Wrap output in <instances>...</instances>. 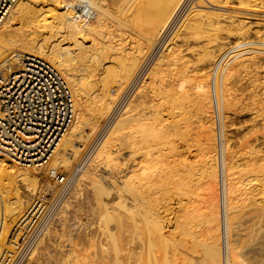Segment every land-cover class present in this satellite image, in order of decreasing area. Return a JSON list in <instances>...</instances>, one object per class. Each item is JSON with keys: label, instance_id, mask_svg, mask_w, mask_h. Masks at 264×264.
<instances>
[{"label": "bare ground", "instance_id": "obj_1", "mask_svg": "<svg viewBox=\"0 0 264 264\" xmlns=\"http://www.w3.org/2000/svg\"><path fill=\"white\" fill-rule=\"evenodd\" d=\"M24 1L19 0L16 3L0 28V60L6 56L7 51H11L7 45L16 48L12 49L13 51L23 52L13 53L8 58L24 53L31 57L46 58L60 69H57L59 72L64 73L60 72L66 76L65 79L80 102L72 130L63 136L46 164L32 168L0 155V176L11 181V184L6 185L11 194L10 199L12 196L17 198V201L5 198L9 205L5 206L10 210L9 201L13 200L11 204L14 206L16 202V209L20 207V210H23L18 225L23 223L35 200L43 196L53 199L58 195L65 183L63 181L61 186L62 181L58 176L66 178L67 175L62 169L71 170L72 155L81 154L87 142L96 132L98 134L105 120L113 118V123L109 124L111 126L109 130L106 129V135L97 143L98 146L90 160L87 163L83 161L85 164L80 169L77 182L72 183L73 186H69L70 190H67L58 219L52 224L49 235L35 248L29 261L35 259V262L41 264H58L60 257L58 255L55 258L57 247L55 249L52 243L54 240L55 245L65 246L68 243L70 246L69 249H64L65 258L60 264H65V259L70 255L75 257L74 264H264V86L259 88L250 82L258 89L247 93L250 85L245 86L240 95L238 91V96L235 89L239 84L235 83L238 87L233 84L234 87L230 88V79L236 78L233 75L250 63L257 65L256 60L259 59L253 56L245 57L247 49L239 50L236 54L238 56L233 59L236 62L231 64L222 85L219 82L216 85V107L208 72L212 67L206 66L215 65L214 59L223 53L222 48L226 46L221 47L222 44L216 41L220 45L212 52L206 47L208 44H191L192 39L198 42L197 37L201 38L202 33L212 25L217 26V29H222L224 24L233 28L235 26L234 19L229 22L227 17L225 19V16H222L221 19L225 22L219 21L217 17L220 19V15L215 17L214 13L212 15L207 12L209 5H222L224 8V5L228 7L233 3V7H230L233 10L242 8L246 9V12L260 11L264 10V0H192L188 10H185V15L181 13L183 17H180L181 20L177 24L175 21L178 12L187 0H134L136 6L134 5L126 17L121 16L122 11L118 13L119 11L112 10L106 0H59L60 7L56 16L73 43L70 45L62 44L64 40L54 41L50 51L44 43L40 44L37 35L34 38H29L26 34V37H20L19 30L12 24L17 21L15 17L27 19L25 17L32 16L29 15L32 13L29 7L31 4ZM130 1L133 0H113V4L122 7L125 3L127 6ZM55 4L56 2L53 5ZM227 7L225 9H228ZM81 12H87V19L82 18ZM111 12L114 15L112 22L106 20ZM174 23L176 26L173 28L175 30L171 39L164 38L168 40L166 55L154 62L155 65L139 86L137 78L142 72L144 59L158 51L159 42L165 41L160 40ZM225 29L224 31L227 30ZM245 34L241 36L244 37ZM72 44L75 47H72ZM249 50L247 52H250ZM191 61L192 64L196 61L198 66V62H202L200 70L196 64L191 68ZM195 69H198L200 74ZM110 77L114 79L113 84L109 83ZM86 78L92 79H89L92 85L87 82L88 89L91 88V94L93 93L90 96L85 94ZM248 81L246 80V83ZM136 84L138 87L135 88L133 100L130 103L126 101L129 104L125 107L120 104L124 109L116 108L121 97ZM240 86L243 87L242 84ZM231 89H234V95ZM189 102L195 106L193 110L198 125L188 129L191 145L188 146L187 156L180 161L164 160V155L158 150L160 148H156L157 152L153 148L168 140L170 130L178 131L180 121L186 123L188 118L186 121L171 120V123L167 120L172 110ZM231 107H239V110L244 108L246 111L249 109L254 115L253 120L250 118V125L254 122L249 126L250 129H241L245 133L241 137L243 140L236 139L238 143H234L236 147L240 145L241 149L237 152L233 151V141L230 142L227 130L225 131L227 121L223 124L224 131L222 125L220 126L218 142L215 127L213 128V120L216 117L212 115L217 112L220 119L221 111L226 118V111L230 113ZM241 112L239 116L243 114ZM164 113L168 114V118ZM243 126L241 128L246 127ZM238 127L233 130L238 131ZM125 149L129 151L124 156L122 152ZM221 167L224 191L221 189L219 194L220 187L222 188L219 171ZM206 188H209L210 192H207L214 206L212 209L208 208L209 213L203 209L206 205ZM83 190L87 192L86 195H83ZM81 195L86 198L81 199ZM222 198L224 207L221 205ZM168 200L173 203L175 201L177 208L179 207L175 210L176 213L174 212V219L168 218L170 208H163L162 211L160 207L162 202L167 203ZM220 208L224 211H220ZM6 222L4 221L3 230L0 231V241L6 240L7 237ZM78 231L82 236L79 241L76 240L80 237L78 235V238L74 239V232L78 234ZM74 234L75 242L82 240L83 247L80 248V243L76 245L71 240ZM64 235L69 241L68 238L66 240L62 237ZM96 238H100V241L97 242ZM62 240L65 244L60 242ZM96 242L101 246H98L100 251L97 253ZM5 251L8 252L0 248V253H6ZM42 258L44 262H40ZM70 258L67 261H72ZM31 261L28 264H31Z\"/></svg>", "mask_w": 264, "mask_h": 264}, {"label": "rangeland", "instance_id": "obj_2", "mask_svg": "<svg viewBox=\"0 0 264 264\" xmlns=\"http://www.w3.org/2000/svg\"><path fill=\"white\" fill-rule=\"evenodd\" d=\"M50 1V0H49ZM56 2V4L58 3V1L59 0H51L50 2H48L47 0H32L31 2H28V0H25L24 2L25 3H30L31 5L29 6L30 7V12L32 11V13L31 14H29V15H32V16H30V17H25V18H27V19H24V17H21V18H19V16L18 17H15V18H17V19H15V20H17V21H14L12 24L13 25H15V28H17V30H19V34L18 33H16V34H18L20 37H26V35H27V37H29V38H34V37H36V35H37V37H38V40L40 41V44L41 43H44L45 45H46V48H47V50H51L52 48V45H54L55 44V42L54 41H63L64 43H62V44H65V43H67V44H70L71 45V42L73 41L72 39V41L71 40H69L70 39V37H69V34L67 33V31L62 27V25H61V23H60V21H59V19L57 18V16H56V14H58L57 12H58V8L60 7V6H58L59 5V3L57 4V7H56V4L55 5H53L55 2ZM108 1H109V3H108ZM106 0L105 2L107 3V5L109 4V6H110V8L112 9V10H114V11H119L118 13H120L121 11V16L122 17H126L129 13H130V11L133 9V7H135L136 5H135V1L133 0V1H130V3H128L127 2V6L124 4L122 7H123V10H122V7L121 6H116V5H114L113 4V0ZM110 1H112V3L110 2ZM125 1H127V0H125ZM129 1V0H128ZM189 1H191L190 3H189ZM193 1L192 0H187V1H185V3L183 4V7H181V9L179 10V12H178V17L176 18L177 19V21H175V23L177 24L180 20H181V18L185 15V12L188 10V8H189V6L191 5V3H192ZM24 3V4H25ZM52 4V5H50V4ZM122 4H123V1L121 2ZM121 4V5H122ZM233 3H230V6L228 5V7L227 6H225L224 5V8H222L223 6L222 5H218V7H213V6H210L209 4V7H208V9H206V11L207 12H211L210 14H212V13H214V14H212V15H214L215 17H217V16H219L220 15V19H219V17H217V19L220 21V20H222L221 19V17L222 16H225V19H226V17H227V19L229 20V22H230V19H234L235 20V22L236 23H238V24H236L235 23V26L236 27H238V28H235V26H234V28L232 27V26H228V25H226V24H224V26H223V28L221 29V28H219L218 27V29H217V26H215L216 27V29H214L215 27H213L214 25H212L211 27H213V29L211 28V27H208V29L205 31L206 33H207V35H206V33L204 32V33H202V35H201V38H200V36H198L197 38H199V40H198V42L197 41H194V39H192L191 40V44L192 45H195V46H197L199 43L201 44V46L203 45L204 46V44L206 45V44H210V42H211V44L208 46V45H206V47L207 48H209L210 49V51L212 50V52L214 51H216L218 48L216 47V46H218V45H220L219 43H221L222 44V46L221 47H224V46H226V47H224V48H222V52L223 53H221V55H219L218 57L216 56V58L217 59H214V61H215V65H208L207 64V68L209 67V66H211L212 68H210V70L208 69V72H209V75H210V82H211V86H213L212 87V90L213 89H215L216 88V85L218 84V82L222 85V83H223V81H224V79H225V75L227 74V72H228V69L230 68V66H232L235 62H236V60H233V59H235V57H237L238 55H236V54H238L240 51L239 50H246V56L245 57H255V58H257V59H259V60H256L257 61V63L259 64V63H261V64H257V65H255V64H252V63H250V64H248L247 65V67L245 68V69H243V70H240V71H238V72H236L233 76H235L236 78H234V80H233V77L230 79V86H232L233 84H234V86H236V87H238V88H236L235 90H237L236 91V93H237V96H238V93H239V95L242 93V90L245 88V86L247 87V86H251L253 83L255 84V85H258V87L260 88V87H263L264 86V55H262V54H264V10H258V11H251V10H247V12L245 11L246 9H239V10H237V9H231L230 7H233V5H232ZM112 5V6H111ZM118 5H120V4H118ZM135 5V6H134ZM187 5V6H186ZM113 6L115 7V8H113ZM54 7V8H53ZM120 7V8H119ZM125 7H126V9H125ZM225 7H227L228 9H225ZM49 8V9H48ZM218 8V9H217ZM187 9V10H186ZM215 9V10H214ZM183 10H184V12H183ZM186 10V11H185ZM197 10H201V9H197ZM221 10V11H220ZM242 10V11H241ZM36 11V12H35ZM44 11V12H43ZM56 11V12H55ZM223 11V12H222ZM229 11V12H228ZM40 12V13H39ZM35 13V14H34ZM183 14V16H182V14ZM234 13H235V15H234ZM37 14V15H36ZM179 14H180V16H179ZM217 14V15H216ZM34 15V16H33ZM112 17H111V16ZM239 15V16H238ZM110 16V18H108ZM109 16L108 17H106V20H108V21H110V22H112V20H114V18H113V13L111 12V13H109ZM232 16V17H231ZM181 17V18H180ZM234 17V18H233ZM23 18V19H22ZM29 18V19H28ZM178 18H180V19H178ZM214 18V17H213ZM223 18V17H222ZM237 18V19H236ZM21 19V20H20ZM36 20V22H35V20ZM175 19V20H176ZM216 18H214V20H215ZM217 19H216V21H217ZM240 19V21L238 22V20ZM25 20H26V22H25ZM241 20L242 21H244V22H241ZM19 21H21V22H19ZM33 21V22H32ZM223 22H225L224 20H222ZM221 21V22H222ZM227 21V20H226ZM17 22V23H16ZM222 22V23H223ZM241 22V23H240ZM175 23L173 24V25H171L170 27H169V30H167L166 32L167 33H165L164 34V36L162 37V39L160 40V41H162L164 38H166V39H168V40H170L171 39V36L174 34V31L173 30H175V29H173V28H175ZM226 23H228V21L226 22ZM250 23V24H249ZM241 24H244V25H242L241 26ZM238 25H240V26H238ZM251 25V26H250ZM173 26V27H172ZM226 26H228V28L230 29V30H228V28L226 27ZM172 27V28H171ZM232 27V28H231ZM242 27V28H241ZM59 30H58V29ZM61 28H62V30H61ZM224 28H226L225 30L226 31H224ZM172 29V30H171ZM221 31H223V32H221ZM247 31H245V30ZM259 29V30H258ZM43 30V31H42ZM55 30H57V31H55ZM212 30V31H211ZM216 32H215V31ZM218 30V31H217ZM241 30V31H240ZM58 31H60V32H58ZM65 31H66V35H64V33H65ZM220 31V32H219ZM245 31V32H244ZM248 31H250V32H248ZM18 32V31H17ZM25 32V33H24ZM56 32V33H55ZM58 32V33H57ZM209 32V33H208ZM219 32V33H218ZM229 32V33H228ZM244 32V33H243ZM262 32V33H261ZM169 33V34H168ZM216 33V34H215ZM218 33V34H217ZM246 33V34H245ZM23 34V35H22ZM24 34H26L25 36H24ZM57 34V35H56ZM62 36H61V35ZM239 36H238V35ZM242 34H245V36L244 37H242L241 35ZM258 34V35H257ZM260 34V35H259ZM206 35V36H205ZM61 36V37H60ZM203 36V37H202ZM205 36V37H204ZM229 36V37H228ZM56 37V38H55ZM246 37V38H245ZM255 37V38H254ZM47 38V39H46ZM197 38L195 39V40H197ZM166 39H164L165 41H162V42H159V47H158V51H156L155 53H152V54H150L149 56H147L144 60V62H143V67H142V72L139 74V76H138V81H137V84L139 85H141L142 84V82H143V80L145 81V77H147V74L149 73L148 71L153 67V65H155V63H156V61H158V59L159 58H162V56H164V54L166 55V53H167V44H168V40H166ZM201 39V40H200ZM204 39V40H203ZM239 39V40H238ZM245 39H246V41H245ZM48 40V41H47ZM206 40V41H205ZM47 41V42H46ZM70 41V42H69ZM201 41H202V43H201ZM216 41L217 42H219V43H216ZM256 41V42H255ZM50 42V43H49ZM194 42V43H193ZM196 42V43H195ZM243 42V43H242ZM246 42V43H245ZM260 42V43H259ZM51 43H54V44H51ZM73 43V42H72ZM199 44V45H200ZM256 44H258V45H256ZM212 45V46H211ZM263 45V46H262ZM74 46V44H72V47ZM236 46V47H235ZM75 47V46H74ZM160 47H162V49L160 48ZM214 47V48H213ZM215 47H216V50H215ZM219 47V46H218ZM232 47V48H231ZM247 47V48H246ZM250 47V48H249ZM7 48H9V49H11V51L10 52H8L7 51V54H6V56L3 58V59H1L0 60V63L2 62V61H4V60H6L10 55H12L13 53H23L22 51H20V50H17V51H13V50H16V48H11V46L10 45H7ZM245 48V49H244ZM250 50H249V49ZM13 49V50H12ZM71 49V48H70ZM234 50V51H233ZM250 51V52H247V51ZM262 50V51H261ZM237 51V52H236ZM253 51V52H252ZM70 52H72V51H70ZM230 54H229V53ZM263 52V53H262ZM158 53H160L159 55H158ZM250 53V54H249ZM252 53V54H251ZM25 54V53H24ZM258 54V55H257ZM261 54V55H260ZM151 56V57H150ZM258 56V57H257ZM37 57H39V56H37ZM220 57V58H219ZM155 58V59H154ZM263 58V59H262ZM39 59H42V60H45V61H47V62H49L51 65H53L49 60H47L46 58H42V57H39ZM148 59V60H147ZM153 61H152V60ZM230 59V60H229ZM232 59V60H231ZM151 62H150V61ZM155 60V61H154ZM260 60H262V61H260ZM232 61H234V62H232ZM238 61V60H237ZM155 62V63H154ZM194 62V61H193ZM198 62V61H197ZM145 63V64H144ZM147 63V64H146ZM200 63V65H201V63L202 62H198V64ZM220 63V64H219ZM222 63V64H221ZM149 64V65H148ZM196 64V67L198 66L197 65V63H196V61L194 62V64H192V61H191V63L189 64V66L192 68H194L195 66H193V65H195ZM232 64V65H231ZM200 65L197 67L199 70H200ZM222 65V66H221ZM254 65V66H253ZM55 68L57 67L56 65H53ZM202 66V65H201ZM148 69H147V68ZM145 68V69H144ZM207 68H206V70H207ZM250 68H251V70H250ZM56 69H58V70H60L58 67L56 68ZM197 69V70H198ZM219 69V70H218ZM258 69V70H257ZM196 69H195V71H197ZM198 70V74H200V71ZM212 70V71H211ZM255 70V71H254ZM243 71V72H242ZM244 71H248V72H244ZM61 73H63L62 71H60ZM242 73V74H241ZM247 73V74H246ZM257 73V74H256ZM64 74V73H63ZM146 76H145V75ZM251 74V75H250ZM253 74V75H252ZM262 76H261V75ZM143 75V76H142ZM245 75H247L248 76V78H251V79H247L246 78V76H245V78H246V80H249L247 83H246V80H245V78H244V76ZM261 77H260V76ZM110 76V75H109ZM114 76V75H113ZM113 76H111V77H113ZM238 76V77H237ZM258 78H257V77ZM66 77V76H65ZM110 77V81H109V83H111V84H113V81L112 80H114L115 79V77H113V78H111ZM142 77H143V79H142ZM217 77V78H216ZM255 77V78H254ZM140 78L142 79V80H140ZM145 78V79H144ZM224 78V79H223ZM243 78H244V80H243ZM253 78V79H252ZM258 79V81H257V79ZM90 80H92L91 78H89ZM88 78H86V84H85V89L87 90L88 89V87L89 86H87V82H88V85H92V83H91V81L89 80ZM217 79V80H216ZM240 79H241V82H240ZM255 79V80H254ZM216 80V81H215ZM220 80V81H219ZM231 80H233V82L231 81ZM237 80H239V81H237ZM263 80V81H262ZM141 81V82H140ZM255 81H256V83H255ZM89 82H90V84H89ZM115 82V81H114ZM239 82V83H238ZM252 84H251V83ZM259 82V83H258ZM238 85H236V84ZM244 83V84H243ZM136 84V86L129 92L128 91V93L126 92L124 95H123V97H121V101L119 102V104L117 105V107L116 108H119L120 110L121 109H124L123 107H125L126 105H128L132 100H133V97L135 96V94H136V89L135 88H137L138 87V85ZM214 84V85H213ZM243 85V87L242 86H240V85ZM259 84H261V85H259ZM263 84V85H262ZM139 85V86H140ZM255 85H254V87H253V85L250 87H248V90H247V93H253L252 91H254V90H257L258 89V87L256 86L255 87ZM70 86V85H69ZM234 86H232V87H230V88H233ZM71 87V86H70ZM91 87V86H90ZM253 87V88H252ZM242 88V89H241ZM251 90H250V89ZM254 88H256V89H254ZM91 88H89L88 89V91H86L85 90V94L86 95H93V93L91 94V90H90ZM241 91H240V90ZM71 90H72V94H73V98H74V102H75V120H74V123H73V125H72V127L70 128V130L68 131V132H70L71 130H72V128H73V126H74V124H75V121H76V116H77V114H78V111H79V107H78V105H79V99H77V97H76V95H75V93L73 92V89H72V87H71ZM217 90V89H216ZM232 91L231 92H233V94L232 95H234L235 94V91H233L234 89H231ZM239 91V92H238ZM133 92H135V93H133ZM89 93V94H88ZM134 94V95H133ZM128 95V96H127ZM131 95V96H130ZM127 97V98H126ZM132 97V98H131ZM92 98V97H91ZM131 98V99H130ZM125 99V100H124ZM130 100V101H129ZM129 102L128 104H127V102ZM120 104L123 106V107H121L120 106ZM125 104V105H124ZM234 107H237L236 105H233ZM194 105L193 104H191L190 102L189 103H184L183 105H181V106H179L177 109H175L174 111L172 110L171 112H170V114H169V116H168V114L166 113V115H165V113H164V116H166V118H168L169 120H167V122L168 123H171L172 121L171 120H173V122H177V121H180L181 119H185V121H186V119L188 118V120L186 121V123H183L182 121H180L179 122V126H178V131H175V130H170V136H169V138H168V140L164 143V144H161V145H155L154 146V150H156L155 152H157L158 150L159 151H161L162 152V154L164 155L163 156V158H164V160H169V161H171V160H173V159H177L178 161H180V160H182V158H184V156H187V152L189 151V149H188V146H190L191 145V140H190V137H189V135H190V133L188 132V129L189 128H193V127H197V125H198V123H197V119H196V114L194 113ZM234 107H231L232 109H235L236 111L238 110V112L240 111H242L243 112V114H242V112H241V116H239V114H240V112L238 113V112H236L235 110L234 111H232V109H230L231 111H230V113L232 114V116H231V114L230 113H228L227 111H226V118H225V116H223L224 114H223V112H221L220 111V119H219V117H218V115L217 114H215V115H212V116H215L216 117V119L214 118V120H213V128H214V131H216L217 132V134H216V132H215V136H216V139H217V142H218V139H219V135H220V126L222 127V131H224V129H223V124H224V122L225 121H227L226 122V124L225 125H227L226 126V128H225V131L227 130V137L229 138V140H230V142L231 141H233V142H231V144H232V146H233V151H235V152H237V151H239V149H241V148H239L240 147V142H239V147H236L235 146V144H236V142L238 143V141L241 139V137H243V134H245V133H243L242 131L243 130H241V129H244V131H246L247 129H250V127L253 125V123L250 125V122H252L251 121V119L253 120V118L252 117H254V115H253V112L252 111H250L249 109H247V111H246V109H240L239 110V107H238V109H236V108H234ZM77 108H78V110H77ZM183 108H184V110H183ZM187 108V109H186ZM186 109V110H185ZM178 110V111H177ZM183 110V111H182ZM244 110V111H243ZM181 111V112H180ZM189 111V112H188ZM229 111V110H228ZM246 111V112H245ZM250 111V112H249ZM236 113V116H234L235 115V113ZM178 113V114H177ZM184 113V114H183ZM237 113H238V115H237ZM177 114V115H176ZM181 114V115H180ZM186 114H188V115H186ZM246 114V115H245ZM251 115V116H250ZM168 116V117H167ZM171 116V117H170ZM249 116V117H248ZM227 117H230V118H232V119H229V118H227ZM233 117H234V119L235 120H233ZM240 117V118H239ZM111 118V117H110ZM179 118V119H178ZM237 118V119H236ZM251 118V119H250ZM224 119H226V120H224ZM112 120V121H111ZM230 122H229V121ZM221 121V122H220ZM236 121V122H235ZM248 121V122H247ZM111 122V123H110ZM234 124H233V123ZM239 122V123H238ZM245 122H246V124H245ZM104 123H105V125H104ZM102 125L103 126H101L100 128L101 129H99V131H98V134H97V132H96V134H94L95 136H93L92 137V139H90L88 142H87V144H86V147L84 148V150L81 152V154H78V155H72V159L73 160H71V165H70V169L71 170H69V168L66 170V169H62L67 175H66V177H68V180L70 181V184H69V186H70V188L73 186V184L74 183H76L77 182V179H78V174H79V172H80V169H82V166H84V164L85 163H87L88 162V160H90V158L92 157V155H93V153L95 152V150H96V147L98 146V144L97 143H99V140L100 139H102L105 135H106V132L109 130V128H110V126L111 125H109V124H112L113 123V118H111V119H107V120H105V122H104ZM108 123V124H107ZM182 124V125H181ZM216 124V125H215ZM229 124V125H228ZM233 124V125H232ZM237 124V125H236ZM215 125V126H214ZM243 127H245V128H241L242 126ZM248 125V126H247ZM109 126V127H108ZM193 126V127H192ZM217 126V127H216ZM230 126V127H229ZM237 126H239L238 127V129L240 130V132H239V130L237 131V130H233V129H237ZM250 126V127H249ZM103 127H105V128H103ZM228 127V128H227ZM233 127V128H232ZM236 127V128H235ZM248 127V128H247ZM104 129V131L102 132L101 130H103ZM106 129H108V130H106ZM171 129V128H170ZM246 129V130H245ZM234 131V132H233ZM237 131V132H236ZM229 132V133H228ZM242 132V136L241 135H239L240 133ZM100 133V134H99ZM104 133V134H103ZM247 133V132H246ZM174 134V135H173ZM219 134V135H218ZM236 134V135H235ZM103 135V136H102ZM235 136V137H234ZM99 137V138H98ZM240 137V138H239ZM189 138V139H188ZM231 138V139H230ZM97 139V140H96ZM238 141H237V140ZM241 140H243V139H241ZM235 141V142H234ZM176 142V143H175ZM178 142V143H177ZM235 143V144H234ZM179 144V145H178ZM90 145H91V147H90ZM161 146H163V147H161ZM180 146V147H179ZM186 146V147H185ZM156 148H160V149H156ZM178 148V149H177ZM183 150H182V149ZM238 150H237V149ZM82 149V148H81ZM88 151H87V150ZM236 149V150H235ZM87 152H86V151ZM168 150V151H167ZM125 151H126V149H125ZM125 151H123L122 153H124V156H125V154H127V152L129 151V150H127L126 151V153H125ZM164 151V152H163ZM184 151V153H182ZM86 152V153H85ZM224 153V152H223ZM87 154V155H86ZM186 154V155H185ZM91 155V156H90ZM172 155V156H171ZM76 156V157H75ZM78 156V157H77ZM86 157L87 158H89V159H86ZM76 158V159H75ZM1 159V158H0ZM83 162V164H81L80 162ZM75 162V163H74ZM75 164V165H74ZM73 166H74V168H73ZM67 171V172H66ZM220 180H221V184H222V188L220 187V191H219V194H221V189H222V191H224V189H223V167H221L220 168ZM76 172V173H75ZM69 173V174H68ZM73 173V174H72ZM71 177V178H70ZM8 180V179H7ZM6 179H4L2 176H0V223H1V225H0V228H1V232H2V230H3V227H2V225L4 224V221L6 222L7 221V219H8V221L6 222V228H5V231H7V232H5V233H7L6 234V240H2V241H0V245H1V249H3V250H11L10 248V246H9V244L7 243V241H9V239H10V235H11V233H12V231L15 229V226H18V221H19V217L21 218V216H22V213H23V210H22V208H21V210H20V207L18 208V209H16L18 206L16 205V202H14V206L12 205L13 204V200H12V202H10L11 201V199H15L16 201H17V198L15 197L14 198V196H12V198L10 199V197H11V194H10V192L8 191V188H7V184H11L10 182L11 181H7ZM10 180V179H9ZM249 180H251V179H249ZM73 181V182H72ZM2 183V184H1ZM62 183L63 182H61L60 184H61V186H62ZM73 183V184H72ZM78 184H80V183H78ZM70 188H69V190H70ZM207 189V188H206ZM68 190V191H69ZM210 190H211V188H210ZM67 191V192H68ZM207 191H209V188L205 191V195H204V199L206 200V202H205V207L203 208L204 209V211L207 213H209V211H207V210H209V209H212L214 206H213V204L211 203V202H213V200L211 199V197L209 196V194H208V192ZM66 192V193H67ZM210 192V191H209ZM83 195H86V193L87 192H85L84 190H83ZM85 193V194H84ZM208 194V195H207ZM83 195H81V199H83V198H86V196L85 197H83ZM223 195V194H222ZM207 196H209V197H207ZM83 197V198H82ZM206 197V198H205ZM5 198L7 199V198H9V203H10V210H9V207H6L5 205L7 204V206H9L8 205V203H7V201L5 200ZM164 198H165V196H164ZM208 198V199H207ZM209 198L212 200H209ZM123 199V198H122ZM166 199V198H165ZM3 200H4V203H3ZM208 201V202H207ZM209 201H210V203H209ZM3 203V204H2ZM12 203V204H11ZM171 203H173V201H167V203L165 202V203H161L162 205L160 206L161 208H162V211L164 210V209H168V208H170L169 209V213H167V215H168V218H173V216H174V214L176 213V211H177V209L179 208H177V206H176V202L174 201V203L173 204H171ZM209 203V204H208ZM171 204V205H170ZM208 204V205H207ZM11 205H12V207H11ZM169 207H168V206ZM221 205H222V207H224V199L222 198V201H221ZM16 206V207H15ZM164 206V207H163ZM176 206V207H175ZM166 207V208H165ZM210 207V208H209ZM212 207V208H211ZM8 208V209H7ZM164 208V209H163ZM172 208H173V210H172ZM206 208V209H205ZM209 208V209H208ZM6 209V210H5ZM9 210V211H8ZM16 210H18V211H16ZM176 210V211H175ZM7 211V212H6ZM15 211V212H14ZM203 211V212H204ZM220 211H224V209H222V208H220ZM6 212V213H5ZM9 212V213H8ZM20 212V213H19ZM175 212V213H174ZM204 212V213H205ZM15 215H14V214ZM6 214H7V216H6ZM10 214V215H9ZM14 216H13V215ZM11 215H12V219H11ZM10 216V217H9ZM80 217L82 218V219H84L83 218V216L82 215H80ZM85 217V216H84ZM16 218V219H15ZM174 219V218H173ZM8 223H9V225H8ZM173 223V222H172ZM248 225H250V224H248ZM11 228V229H7V228ZM10 232V233H9ZM9 233V234H8ZM75 234H76V237H75V234L73 235V236H71L72 238H71V240L73 241V242H75V240L74 239H76V238H78V236H80L79 234H81L79 231H78V234L76 233V232H74ZM49 235V234H48ZM47 235V236H48ZM78 235V236H77ZM65 237H66V235H64ZM64 236H62L64 239H66L67 240V238L68 237H64ZM61 237V238H62ZM75 237V238H74ZM82 236H80L78 239H76L77 241H79L80 239H82L81 238ZM8 238V239H7ZM74 238V239H73ZM63 239V240H64ZM100 239V238H99ZM99 239H97L96 238V240H97V242L98 241H100ZM63 240L62 241H60L62 244L65 242V243H67L65 240H64V242H63ZM53 242V244H54V246H55V249H56V247H57V250H55V252L57 253H55L54 252V254L55 255H57V256H55V258L56 257H58V255H59V257L60 258H58L59 259V262H62L64 259L63 258H65L64 257V253H65V250H67V249H69L70 248V246H68L69 244L67 243L65 246L64 245H58V244H56L55 245V242H54V240H52ZM68 241H69V238H68ZM75 242V244L77 245V243L78 242ZM3 242V244H1ZM81 242H83L82 240H81ZM81 242H79L80 244H81V246H80V244H79V247L81 248V247H83V243H81ZM96 242V244H97V246H96V249H95V253H97V252H99L100 251V249H99V247L101 248V246H100V244L98 245V243ZM5 243V244H4ZM64 243V244H65ZM100 243V242H99ZM99 246V247H98ZM4 247V248H3ZM62 249H61V248ZM58 249L61 251H58ZM65 249V250H64ZM99 250V251H98ZM6 252V251H5ZM61 254H60V253ZM63 254V255H62ZM71 257V255L68 257V259H65V261H64V263L65 264H72L74 261L73 260H75V257H74V255H72V257ZM69 258L70 259H72V261L70 260V261H67V260H69ZM63 259V260H62ZM34 261H31L32 263L31 264H33V262H35V259H33ZM30 261H29V263H30ZM43 261V258H42V260L40 261V262H42ZM67 261V262H66ZM44 262V261H43ZM58 262V264H60ZM41 264V263H39V262H35V264ZM28 264V263H27ZM74 264V263H73Z\"/></svg>", "mask_w": 264, "mask_h": 264}, {"label": "built area", "instance_id": "obj_3", "mask_svg": "<svg viewBox=\"0 0 264 264\" xmlns=\"http://www.w3.org/2000/svg\"><path fill=\"white\" fill-rule=\"evenodd\" d=\"M18 1L0 0V28ZM86 13L81 12L82 18L87 19ZM213 96L217 107L215 89ZM74 120L72 90L53 65L24 54L0 63V155L32 168L41 167ZM58 178L65 181L63 189L53 199L43 196L34 201L23 223L11 233V250L0 253V264H27L47 237L63 208L70 183L68 177Z\"/></svg>", "mask_w": 264, "mask_h": 264}]
</instances>
